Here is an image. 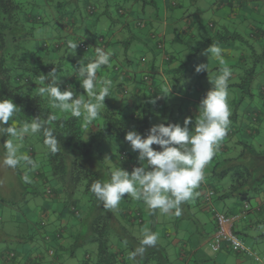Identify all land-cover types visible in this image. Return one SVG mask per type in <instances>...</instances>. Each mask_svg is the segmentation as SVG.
<instances>
[{
	"label": "rangeland",
	"instance_id": "obj_1",
	"mask_svg": "<svg viewBox=\"0 0 264 264\" xmlns=\"http://www.w3.org/2000/svg\"><path fill=\"white\" fill-rule=\"evenodd\" d=\"M37 1L39 2V0ZM119 1L122 6L128 7L125 9H130L132 11L129 16V25L133 31H135L133 21L136 17H139L143 23L145 22L147 28L148 18L146 13L149 12V9L152 10L154 7L158 6L160 2V0H154L157 5L151 7V0H147L148 6L143 9L142 0H128L127 3L123 0ZM166 1H168L166 6L169 8L170 0ZM174 1L177 3L180 2L185 11L189 9L188 15L192 17L193 21L190 31L185 36L177 35V38L180 41H178V45H181L179 49L181 50V59L185 57L183 59L184 66L195 67L200 63H207L208 68L214 66L217 69L219 67L218 70L214 69L210 71L212 75H217L221 68L219 59L211 54L209 56L203 54L208 46L211 44L219 45L222 49V58L228 67L230 64H228L227 61L228 57L224 55V53L227 52L225 49L228 48L231 52L237 51L238 53L240 51L242 53L240 60L244 65L242 68L234 67L233 71L237 76H232L229 80L228 97L231 96L232 88L235 97L230 106L231 123L229 125V130L232 129V131H228V135L224 140L227 142V139L229 138L231 143L241 140L249 142L257 149H264V106L258 105L260 99L264 104V61H261L260 58L264 50V37L258 36L256 39L255 35H248L247 30L245 29L247 25H255L256 27H260L261 31H264V0H225L226 2L231 1V5L226 3L220 7H216L218 0ZM47 2L48 3H44L43 5L46 7L47 4L46 10L44 11L45 13L41 14V16L47 15L43 18L46 25L42 24L43 28H35L34 37L29 38L27 45L30 48L32 47L33 51H39L42 42L46 43L48 46L60 45L57 59L53 57L49 62L54 65L53 69L59 62H61L60 64L62 65V68L60 70L55 69L59 76L58 83L60 84L61 90H63L64 83L68 86L70 85V83L66 82L69 79V76L72 75L74 71H79L80 61L84 57H93L95 55V49L87 53L83 52V49H78L77 47L73 53L69 47V43H77L80 47H84L83 42L85 39L89 41V47H93L98 45L97 40L99 35L104 36L105 42L107 43L106 39L110 38L112 34L115 35V33H117L115 32L116 27L117 25L119 26V19L122 17L120 14L110 10L111 16L108 15L107 17H102L99 21L101 24H105L106 22L107 28H105V32H99L96 37L89 38L92 36L87 35L85 31L96 30V12L100 9L102 0H64L63 6L58 7V9L61 10L55 9L56 0H48ZM87 2L94 5L95 10L93 15H91L92 17L86 21V19H82V16L84 14V6ZM110 4L112 5V3ZM60 12L73 16L74 21L71 19L66 22H60V20L56 19ZM170 12L171 9L168 10V14H170ZM124 15L127 16L129 14L125 13ZM159 15H161V13ZM81 20L87 22V24L83 25ZM199 27L201 30H198ZM234 31H237V33L240 34L237 38H234ZM191 34L193 35L192 37L190 36ZM129 43L124 44L127 45L125 48L126 52L121 51L120 53H127L130 55V60L133 65H138L137 67L141 70L139 76L143 78L145 74L154 76L157 75L156 73H161L160 68L158 69L159 72H155L156 68L152 66L153 58L149 59V56H152V54L144 50L137 39H133ZM98 46L104 49L102 43ZM110 49L111 48L107 46L104 50ZM60 54H62L63 59H61ZM142 57H144L143 61L141 60ZM256 60L258 61L256 62ZM254 63H256V74H254L250 84V93L252 91L253 95H249L238 102L237 98L239 91L233 87L234 84L232 83L239 81V77L243 74L244 69L251 67ZM245 65L247 66L245 67ZM184 66L181 73L177 71L175 75L169 74L170 77L174 78L170 80L168 87L166 81H164L165 86L162 93L166 94V97L163 98V102L158 103L147 110L150 112V126L164 122L169 117L174 118L175 123L183 125V119L180 118V110L178 107L179 100L177 99V95L186 97V85L183 83L185 82L184 80H189L191 77L190 74L186 72ZM121 69L123 74L128 73L125 66L121 67ZM99 70L98 74L100 75ZM107 70L104 71L103 74L104 76H107L108 80H111V90L112 92H115V82L119 79L116 78L117 71H113V67H110V69ZM47 72L48 71L41 69L37 73H27L33 83L32 89L35 93H37V89L41 86L39 77L47 75ZM162 74L167 73L163 71ZM99 75H97V78H99ZM122 83H124V88L129 87V84L126 81ZM142 84L146 85L144 82ZM81 97L87 100L85 96L81 95ZM42 98L52 107L48 98ZM245 99L251 104L248 108L242 104ZM182 101L190 103V101L184 98ZM55 109L58 110L57 108ZM97 119H99L100 122L102 116H98ZM255 119H257V121H255ZM86 127L88 128V126ZM244 133H246V135ZM16 143L19 146L20 154L29 155L31 150H33L34 160L38 164V167L33 170L31 165H28L23 161H21V163L15 168L4 165V149L0 143V264H84V261H86L85 256L87 254L90 256L87 259L88 262L91 261L93 254L95 253L96 243L91 240V234L86 233L87 225L83 224L70 235L65 233L66 231L63 232L62 229H59L61 228L60 226H55L56 220H53L51 217L49 210L51 209V199L45 194V191L53 188L57 185V182L49 166H47L46 145L38 140L37 134L26 135L22 141H17ZM234 145L239 149L238 144L235 143ZM99 148V151L101 152V161H103L104 165L107 167L109 177L111 170L117 166L122 168L127 166L126 170L131 172L134 167L140 165L138 153L131 149L130 144L126 140L118 136L113 135L109 137ZM233 156H235V154ZM37 170L43 172L42 177L46 180L45 182H40V180L35 179L33 172ZM25 175L28 176L30 182L26 183L24 181L23 177ZM108 175L107 180L109 179ZM79 198L77 205L79 209H82L83 211V208H85L86 196L80 193ZM189 202L191 205L195 206L194 199ZM249 202L253 205L251 199H249ZM218 207L222 211V207ZM43 211L47 215H41ZM113 211L121 213L127 212L129 215H132L133 218L138 217V219L142 220L143 222L141 224L135 223V226L131 228V230L134 229V231L140 236H142V232L140 233L139 231H142L144 227H148L152 231L156 226V221L160 222L161 225L164 224L165 226H170L176 217H167L169 214H162L159 210L152 211L142 200H134L131 196L127 195H125L119 206ZM118 218L122 223H126L121 217ZM257 227H261L260 232L264 233L263 218H260L259 222H257ZM238 233V237L245 243V245L256 252L258 260H255L253 254L248 255L238 253L239 257L244 258L246 262H251V264H263L264 240L261 241L257 238H253L242 229H238ZM57 234H60L61 237ZM77 235H81L79 240L74 238ZM66 238L67 240H65ZM159 241H161V239L158 238V242ZM207 248L206 253L211 259L210 261H216V254L218 255L223 251L222 248L217 251H212L209 246ZM166 250V253L168 252L171 256L170 245H167ZM156 261L157 260L153 258L148 260L136 259L133 260V263L156 264ZM227 264L233 263L230 261Z\"/></svg>",
	"mask_w": 264,
	"mask_h": 264
},
{
	"label": "trees",
	"instance_id": "obj_2",
	"mask_svg": "<svg viewBox=\"0 0 264 264\" xmlns=\"http://www.w3.org/2000/svg\"><path fill=\"white\" fill-rule=\"evenodd\" d=\"M47 1L0 0V99L10 98L17 105V111L9 124L20 126L25 121H31L32 118L39 116L46 122L45 127L53 130L58 141V150L53 153L46 146L47 166L56 179L60 192L64 194L65 203H69L72 213L77 214L80 211L77 205L80 199L79 194L82 193L86 196L85 208H83L82 217H79L78 221L79 227L83 224L87 225L86 233L91 234V240L96 243L94 264H127V262L132 264L129 262L133 260L130 253L140 246L142 237L133 235L127 225L120 221L116 211L104 209L89 191V188L95 180H107L108 169L101 161L99 151L102 143L113 135L125 140V133L129 130H136L142 136H146L151 127L149 125L150 113L144 112L139 115L129 113L126 115L123 109L114 107L112 97L116 93H119L120 97L129 94L128 88H124V83H122L127 80H120L118 92L116 90L112 92L110 88V96L105 98V106L100 110L102 120L98 122L96 119L87 124V126L93 125L94 127L87 136L85 134L87 127L82 117H73L70 112L52 108L33 91V83L27 73H37L41 69L47 71V68L53 64L45 63L41 58L47 55L57 57L60 49V45L48 46L42 42L41 49L33 51L32 47L27 45L29 38L34 37L35 28L46 23L43 18L47 15L41 16V14L45 13L47 4L46 7L43 5L48 3ZM63 1L56 0L55 9L61 10L58 7L63 6ZM123 1L127 3L128 0ZM103 2L109 5L112 3V10L121 16H125L124 14L127 13L128 9H125L126 7L122 6L119 0H102ZM94 10V5L89 2L84 6L86 16L92 17ZM56 19L60 22L71 19L74 21L73 16L62 12ZM145 24L140 19L135 21L137 28H142ZM235 37L237 38L238 35H234ZM83 43L84 47L77 44V48L88 49L89 41L84 40ZM60 55L63 59L62 54ZM260 58L261 61H264V50ZM60 63L57 64L58 68L62 67ZM255 66L256 63L245 68L238 83L233 85L239 91L238 102L251 95L250 84L256 71ZM112 67L113 71H117V77L125 78L133 75L131 73L123 74L121 67L117 64ZM181 70H183V65L177 68L178 72ZM98 77L97 79H101L100 75ZM139 79L141 83H146L143 86L147 94H151L154 100L161 98V95L154 91L153 76L145 74L143 78L139 76ZM164 122L175 123V120L169 117ZM37 137L40 142L44 143L45 137L42 132L37 134ZM7 138L6 135L0 137V143L3 144ZM238 143V153L216 163L210 172V183L201 185L202 202L210 210L211 204H207L203 196V193L208 189H212L215 196L221 190L220 197L236 198L243 202L259 192L264 193V149H257L249 142L239 141ZM153 147L158 149L157 145H153ZM32 153L33 150L30 154ZM224 181L227 186L223 184ZM54 192L55 190L51 188L46 190L45 194L52 196ZM135 222L141 224L143 221H139L137 217L134 218ZM57 235L61 237L60 234ZM78 236L74 238L79 240L81 235ZM159 249L162 248L157 242L155 246L147 247L143 255L140 256L144 260L152 258L158 260L159 254L165 255V251H159ZM124 253L128 255L123 258ZM127 257H129V261H127Z\"/></svg>",
	"mask_w": 264,
	"mask_h": 264
},
{
	"label": "clouds",
	"instance_id": "obj_3",
	"mask_svg": "<svg viewBox=\"0 0 264 264\" xmlns=\"http://www.w3.org/2000/svg\"><path fill=\"white\" fill-rule=\"evenodd\" d=\"M69 47L74 53L77 43L70 42ZM94 49L93 57H84L80 61L77 73L87 100L75 95L71 85L61 90L55 68L39 77L41 86L37 89V94L48 98L52 107L70 112L73 117H83L85 126L100 115L105 98L110 96L112 83L108 79L98 80L97 73L103 66L111 67L113 52L99 46ZM203 54L219 59L221 68L218 75L209 77L212 86L201 98L194 120L185 118L183 125L160 122L152 125L146 136L136 130L127 131L124 138L138 153L140 165L131 172L117 166L111 170L108 180H95L90 184L89 191L104 209H116L127 195L142 200L152 211L180 216L181 205L197 195L195 190L205 179V168L225 139L231 123L228 85L232 71L226 66L219 45L211 44ZM195 71L208 72V64L196 65ZM16 111L17 105L12 99H0V137H8L2 144L3 164L15 168L23 161L34 170L38 164L29 155L20 154L16 142L22 141L26 135L42 132L44 144L55 153L58 141L53 130L45 127L46 122L39 116L20 126L9 124ZM23 179L30 182L27 175ZM157 241L158 234L144 227L140 246L130 253V257L135 259L137 255H143L146 248L155 246Z\"/></svg>",
	"mask_w": 264,
	"mask_h": 264
},
{
	"label": "crops",
	"instance_id": "obj_4",
	"mask_svg": "<svg viewBox=\"0 0 264 264\" xmlns=\"http://www.w3.org/2000/svg\"><path fill=\"white\" fill-rule=\"evenodd\" d=\"M167 2L168 1L166 0H160L158 6H156L157 3H155L154 0H151L150 6L151 7L156 6V7H154V9L152 10L149 9V12L146 13L148 18L147 28L146 26L142 28H137V26H135V21L138 20L139 17H136V19L133 21V27L135 28V31L132 30L131 26L129 25V18H130L129 16L132 11L129 9L127 10V13L129 15L121 16L122 18L119 19V26L117 25L115 31L117 33H115V35L112 34L110 38H107L106 39L107 43L105 42L104 36L101 35L98 36V40H97L98 45L102 43L104 49H106V47L109 46L111 48L110 50L113 52V56L111 57V67L116 64L121 67L125 66L126 71L128 73L133 74L131 75L133 77L130 76L131 78L130 77L122 78L116 76V78H119L115 82L116 85L115 90L117 92L120 86L119 85L120 80L126 79L127 83L129 84V87H127L129 94L127 96L120 97L119 93H116V95L114 96L115 98L113 97L114 99L113 103L115 104L114 107L120 110L123 109L126 115H128L129 113H134L137 115L142 114L144 112L150 113L149 111H147L149 110V108L153 107L154 105H157L158 103H162L163 98L166 97V94L162 93L163 88L165 86L164 81H166L168 87L170 80L174 78V77H170L169 74L175 75L177 73V68H179V66H182L184 64L183 59L185 57L181 59V53H180L181 50H179L181 45L180 44L178 45L179 40L177 38V35L179 34L180 36H185L190 31L193 22L192 17L188 15L189 9L185 11V9H183V6L180 2L177 3L174 0H170L169 8L166 6ZM226 3H229L231 5V1L226 2L225 0H218L216 7L223 6ZM142 5H143L142 6L143 9L147 8L148 1L147 0L142 1ZM124 7L128 8L127 6ZM169 9H171L170 14H168ZM110 10H112V5L103 2L100 9L96 12V19H95L97 23L96 30L85 31L87 35L92 36L89 38L96 37L97 33L99 32L102 33L105 32V28H107L106 22L105 24H101L99 21L102 17H107L108 15H111ZM160 13L161 15H159ZM83 18L86 19L87 21L90 18V16H86V14L84 13L82 19ZM81 23L83 25L87 24V22L83 20H81ZM41 27L43 28V26ZM245 29L247 30L248 35L251 36L255 35L256 39L258 38V36L264 37V31H261L260 27H256L255 25H251V26L247 25ZM198 30H201V28L199 27ZM234 32L235 35H240L237 33V31ZM190 36L192 37L193 35L191 34ZM133 39H137L144 48V50L152 54V56H149V59L153 58L152 66L156 68L155 72H159L158 69L159 68L161 69L160 70L161 73H156L157 75L153 76L154 79L152 84L154 91L158 92L161 95V98L159 100H154L151 94H147L144 91V86L139 79V72H141V70L137 67L138 65L137 66L133 65L132 61L130 60L131 58L130 55H128L127 53H120L121 51L126 52L125 48L127 45L124 44L125 43L128 44ZM98 45L89 47L88 49H84L83 52L88 53L94 50V48L97 47ZM225 50L227 52L224 53V55L228 57L227 61L228 64H230L229 68L232 71V76L236 77L237 75L234 74L233 71L234 67L242 68V66L244 65V63L241 62L240 60V56L242 53L240 51L238 53L237 51L231 52L230 49L228 48ZM52 58H53L52 55L51 56L47 55L41 59L44 60L45 63H48ZM54 58L57 59V57ZM141 60L143 61L144 57H142ZM246 66L247 65H245V67ZM53 67L54 65L47 68L48 71L47 73H49L53 69ZM184 67L186 68V72H188V74H190L191 77L189 78V80L187 79L184 80L185 82L183 83L184 85H186V89H185L186 97L177 95V99L179 100L178 107L180 110V118L183 119V122L185 118L188 117H191L194 120V117L197 114V106L201 98L206 94L207 90H209L212 86L210 85L211 83L209 77L215 76V74L212 75L210 71L216 69V67L213 66L211 68H208V72L203 71L200 73H196L195 67H189V66H184ZM55 68L60 70L62 67L58 68L56 66ZM107 69L110 68L107 66H103L99 70L101 79H107V76H104L103 74V72L106 71ZM218 69L219 67L216 70ZM163 71H165L167 74H162ZM77 73L78 72L74 71L72 75L69 76V79L66 82L70 83L75 95H78L80 97L81 95H83L86 97V99H88L87 94L85 93L84 89L80 85L79 80L77 79ZM236 83H238V81H235L232 84H236ZM66 87L67 85L66 83H64V88ZM252 95L253 94L251 91V96ZM234 97L235 94L232 88L231 96L228 97L229 108L231 106L232 101L234 100ZM183 98L190 101V103L183 102L182 101ZM242 104L244 106H247V108L251 106L250 102H248L246 99L243 101ZM258 105L264 106L261 99ZM97 120L99 122V119ZM93 129H94L93 125L88 126L85 134L88 136L90 131ZM244 134L246 135V133ZM239 141H236L235 143L239 144L238 143ZM235 143L234 142L231 143L229 138L227 139V142L226 140L222 141L218 151L213 156L209 164L206 166L205 179L201 182L200 186L195 190L197 193V195H195L193 198L195 200V206L191 205L190 202L188 201L181 205L180 216L169 214V216L167 217L176 216L172 224L169 223L171 224L170 226H165L164 224L161 225L160 222L158 221L155 222L156 226L152 229V231L158 234V238L161 239V241L159 242L157 241V242L159 243V245H161V248L163 250L159 249V251H165V255L162 256V254H159L160 257L156 261V264H221V263L227 264L230 261L233 264H251V262H246L244 258H240L237 252L230 250L225 246L222 247L223 249L222 252H220L218 255L216 254L215 256L216 261H210L211 259L208 257V254L206 253L208 249L207 247L209 246V241L212 237V234L215 231V221L213 219L212 212L209 209V207L204 205V203L202 202L201 185L204 186L207 183H210L211 181L210 172L212 167L216 163L221 161L223 158L231 157L234 154L236 155L238 153L239 149L234 145ZM29 156L34 160V153L32 154L29 153ZM124 168L127 169V166H124ZM42 174L43 172L41 170H37L33 172L35 179L40 180V182L41 181L45 182L46 180L42 177ZM223 184L227 186V183H225V181L223 182ZM52 189H54L55 192L52 196H49V198L51 199L50 201L51 209H49L51 213V217L53 218V220H56L55 226H60L63 232L66 231L65 233L71 235L73 231H76L77 228H79L78 219L79 217H82V210L80 209V211L77 214L72 213L69 208V203H65L64 194L60 192L58 185H55ZM220 196H221V190L213 198L211 202L212 207L218 211H221V209L218 207L220 206L222 207V211H225L226 213L232 215L239 214L242 211L244 202H247L249 204V210L247 211V213L241 216L240 218H238L234 222L233 230L238 235L239 234L238 229H242L245 232H247L249 235H251L253 238H257L258 240L263 241L264 233L260 232L261 227H257V222H259L260 218H263L264 220V193L259 192L253 195L252 197L248 198L244 202L236 198H222ZM249 199L253 201V205H251ZM116 212L117 215L121 217L124 222L126 221L125 224L130 229L131 233L134 232L132 233L133 235L137 237H142L139 234H137L134 231V229L131 230V228L135 226L136 223V222L134 223V218L132 215H129L127 212L125 213H121L118 211ZM43 214L47 215L44 211L43 213H41V215ZM139 232L141 233L142 231ZM65 240H67V238ZM167 245L171 246V256L168 252L166 253ZM163 246L166 248H164ZM254 253L258 257L255 251ZM126 255L128 254L124 253L122 257L124 258ZM89 257L90 256L88 254L85 256L86 261H84V264H91V263L94 264L95 253L93 254L92 260L88 262L87 259ZM136 259L143 260L144 258L138 255ZM133 260L130 261V263L132 262V264H134ZM127 261H129L128 257H127ZM127 264L129 263L127 262Z\"/></svg>",
	"mask_w": 264,
	"mask_h": 264
},
{
	"label": "built area",
	"instance_id": "obj_5",
	"mask_svg": "<svg viewBox=\"0 0 264 264\" xmlns=\"http://www.w3.org/2000/svg\"><path fill=\"white\" fill-rule=\"evenodd\" d=\"M205 202L211 204V212L213 219L215 221V231L212 234V237L209 242V246L212 251H217L223 246L233 250L237 253L242 254H253L255 260H258V257L255 255L254 251L249 248L245 243L238 237L234 232V222L247 213L249 210V204L247 202L243 203L242 211L239 214L232 215L222 211H218L212 207V200L215 196V193L212 189H208L203 194ZM140 221V219H139Z\"/></svg>",
	"mask_w": 264,
	"mask_h": 264
}]
</instances>
